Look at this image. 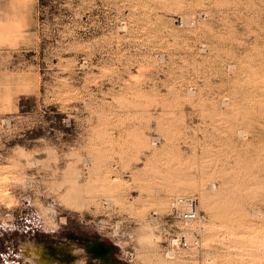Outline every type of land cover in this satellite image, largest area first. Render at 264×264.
I'll list each match as a JSON object with an SVG mask.
<instances>
[{"label":"rangeland","instance_id":"rangeland-1","mask_svg":"<svg viewBox=\"0 0 264 264\" xmlns=\"http://www.w3.org/2000/svg\"><path fill=\"white\" fill-rule=\"evenodd\" d=\"M179 195L197 247L169 244ZM75 239L264 264V0H0V264L41 243L86 264Z\"/></svg>","mask_w":264,"mask_h":264},{"label":"built area","instance_id":"built-area-1","mask_svg":"<svg viewBox=\"0 0 264 264\" xmlns=\"http://www.w3.org/2000/svg\"><path fill=\"white\" fill-rule=\"evenodd\" d=\"M171 222L178 223L169 240L172 248L197 247L200 242L201 215L193 195H179L172 199L168 214Z\"/></svg>","mask_w":264,"mask_h":264},{"label":"bare ground","instance_id":"bare-ground-1","mask_svg":"<svg viewBox=\"0 0 264 264\" xmlns=\"http://www.w3.org/2000/svg\"><path fill=\"white\" fill-rule=\"evenodd\" d=\"M73 252L70 244L62 246L47 243L23 244L21 248V256L26 264H74ZM99 258L103 259V264L110 261V255Z\"/></svg>","mask_w":264,"mask_h":264},{"label":"water","instance_id":"water-1","mask_svg":"<svg viewBox=\"0 0 264 264\" xmlns=\"http://www.w3.org/2000/svg\"><path fill=\"white\" fill-rule=\"evenodd\" d=\"M86 252L92 258L106 257L111 253V246L103 241H97L95 243L87 244L85 247ZM86 264H94L93 262H87Z\"/></svg>","mask_w":264,"mask_h":264},{"label":"flooded vegetation","instance_id":"flooded-vegetation-1","mask_svg":"<svg viewBox=\"0 0 264 264\" xmlns=\"http://www.w3.org/2000/svg\"><path fill=\"white\" fill-rule=\"evenodd\" d=\"M75 241H78L79 243H81L84 246V248H85L87 246V244L95 243L97 241H102V240L81 241V240L75 239ZM111 253H112V250H111ZM111 253H110V255H111ZM102 260L103 259H99V257L98 258H92V257H90L88 259V262L90 261V262H93L94 264H103V261ZM110 261L111 262H109L108 264H118L112 258L110 259Z\"/></svg>","mask_w":264,"mask_h":264}]
</instances>
